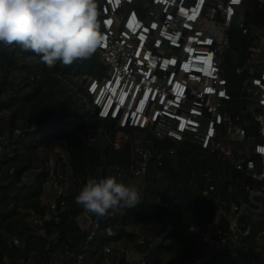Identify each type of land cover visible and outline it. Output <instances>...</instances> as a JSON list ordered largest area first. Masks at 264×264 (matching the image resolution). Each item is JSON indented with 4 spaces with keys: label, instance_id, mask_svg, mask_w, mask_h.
Returning a JSON list of instances; mask_svg holds the SVG:
<instances>
[{
    "label": "built area",
    "instance_id": "1",
    "mask_svg": "<svg viewBox=\"0 0 264 264\" xmlns=\"http://www.w3.org/2000/svg\"><path fill=\"white\" fill-rule=\"evenodd\" d=\"M252 1L264 6V0H102L99 11L103 73L84 74L80 95L91 115L118 129L89 123L86 143L128 147L129 180L140 196L152 159L163 162L155 139L173 141L169 154L188 143L222 164L219 171L200 176L203 197L216 204V212L200 230L206 250L185 264H264V22L252 21ZM132 17L136 23L129 27ZM235 30L246 41L235 40ZM235 41L239 51L233 50ZM242 50L243 63L232 79L225 55ZM208 56L210 69L203 62ZM48 150L56 155L54 161L39 155L49 173L44 210L29 217L42 231L63 220L73 181L67 140L53 141ZM109 169L103 164L82 183L103 178ZM83 214L91 225L85 243L79 250L62 245L47 264H121L124 258L147 264L145 256L113 241L104 245L99 260L90 258L87 250L101 221ZM107 234L115 231L109 227ZM12 243L21 241L14 236ZM11 264L36 261L30 256Z\"/></svg>",
    "mask_w": 264,
    "mask_h": 264
},
{
    "label": "trees",
    "instance_id": "2",
    "mask_svg": "<svg viewBox=\"0 0 264 264\" xmlns=\"http://www.w3.org/2000/svg\"><path fill=\"white\" fill-rule=\"evenodd\" d=\"M97 3L99 12L102 0ZM250 5L255 12L251 20L263 23L264 6L254 1ZM241 35L233 31L235 40H245ZM236 42L233 50L239 51ZM228 55L227 75L235 79V69L243 63L245 52ZM100 68L98 51L90 59H78L67 66L57 62L50 68L35 53L16 44L10 49L0 43L1 263H17L33 256L36 264H47L62 245L79 250L91 225L75 197L84 186L82 179L96 173L103 164L110 168L104 177L131 184L128 147L103 148L85 141L89 123L118 129L113 122L91 115L80 95L83 75H94ZM58 139L67 140L73 169L69 209L60 223L48 224L42 231L29 219L32 211L44 210L42 195L49 173L41 165L39 155ZM173 144L169 139H155L163 162L159 164L156 156L152 159L143 179V195L135 208L110 210L100 217V227L87 250L90 258L99 260L104 245L112 241L145 256L147 264H185L203 255L206 247L200 230L214 218L216 204L204 199L200 176L209 169L219 171L222 164L215 156L188 143L182 144L176 155L169 154L168 148ZM30 172L35 177H27ZM109 227L115 231L113 236L107 234ZM158 235H163L161 241H157ZM14 236L20 239L19 245L12 243ZM140 238H144L143 244ZM121 264L132 263L124 258Z\"/></svg>",
    "mask_w": 264,
    "mask_h": 264
},
{
    "label": "clouds",
    "instance_id": "3",
    "mask_svg": "<svg viewBox=\"0 0 264 264\" xmlns=\"http://www.w3.org/2000/svg\"><path fill=\"white\" fill-rule=\"evenodd\" d=\"M97 0H0V43L19 45L54 67L90 59L104 42ZM97 217L140 203L137 186L115 177L90 178L75 197Z\"/></svg>",
    "mask_w": 264,
    "mask_h": 264
},
{
    "label": "rangeland",
    "instance_id": "4",
    "mask_svg": "<svg viewBox=\"0 0 264 264\" xmlns=\"http://www.w3.org/2000/svg\"><path fill=\"white\" fill-rule=\"evenodd\" d=\"M225 57L229 60V55H228V54H226ZM100 70H101V72L103 73V68H102V67L100 68ZM227 70H228V69H227ZM41 153H43L44 157H50V161H54L55 158H56V155H53V153H50L49 150H48V151H42ZM30 174H33V172H30V173L27 175V177H28V176H32V178L35 177V175H30ZM27 177H26V178H27ZM162 182H163V181H162Z\"/></svg>",
    "mask_w": 264,
    "mask_h": 264
},
{
    "label": "snow or ice",
    "instance_id": "5",
    "mask_svg": "<svg viewBox=\"0 0 264 264\" xmlns=\"http://www.w3.org/2000/svg\"><path fill=\"white\" fill-rule=\"evenodd\" d=\"M189 19H191V17H189ZM136 23V20H135V17H132V19L130 20L129 22V27H132L133 25H135ZM211 56H208L206 60H204V64L206 65V68H211L212 67V64H211ZM221 95H223V93H221Z\"/></svg>",
    "mask_w": 264,
    "mask_h": 264
}]
</instances>
